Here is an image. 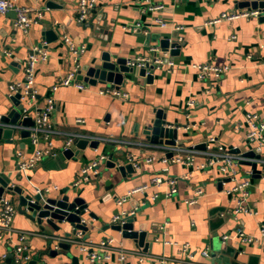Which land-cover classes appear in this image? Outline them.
I'll use <instances>...</instances> for the list:
<instances>
[{
  "label": "crops",
  "instance_id": "1",
  "mask_svg": "<svg viewBox=\"0 0 264 264\" xmlns=\"http://www.w3.org/2000/svg\"><path fill=\"white\" fill-rule=\"evenodd\" d=\"M53 1L55 7L47 5L49 0H17L19 5L41 13L40 21L28 32L16 27L17 14L13 10L0 13V114L16 108L15 94L10 93L9 86L25 79L26 59L34 48H44L48 57L37 65L35 97L20 102L34 119L53 98L49 117L57 130L48 140L44 132H39L38 144L32 142L31 135L22 136L24 128L30 129L24 125L13 132L11 141L2 137L0 172L10 173L11 184L20 186L25 195L51 192L61 197L67 192L82 197L88 204L85 218L89 230L68 238L65 233L72 232L73 226L64 221L59 231L48 227L42 231L37 222L19 210V194L6 189L4 196L12 200L17 213L10 230L0 238V259H5L11 248L14 251L21 243L20 234L26 233L24 244L31 254L42 248L47 252V241L52 236L76 240L69 255L46 253L44 264H75L73 256L78 257L77 264H164L162 258L168 259L165 264H264V239L245 243L239 237L240 231L260 237L264 167L259 164V174L249 165L234 162L235 173H224L221 164H210L211 155L204 152L239 149L244 154L253 150L264 160V148L258 151L249 141L244 125L249 112L264 119V11L258 17L207 24L225 11L250 10L239 5L247 0H153L164 6L159 11H151L144 0H97L98 13L91 14L88 23L93 22L88 25L78 20L79 0ZM159 18L167 25L161 26L156 21ZM45 30H52V41L47 44ZM148 32L153 38L181 39L179 51L171 56L174 64L155 65L145 75L128 74L118 87L124 93L119 97L98 92L108 83L85 82V88L59 85L54 90L59 79L77 65L80 69L99 61L106 52L114 58L152 56L151 47L160 41L148 38ZM72 44L81 47L78 61L72 54ZM197 63L229 68L219 76L202 80L194 66ZM159 110L178 130V146L199 151L193 164L184 162L187 156L180 162L172 161L184 153L161 151L158 146L165 143L150 145L144 130L152 125ZM68 133L116 137L126 143L98 140L97 147L88 145L83 149L72 144L71 148L79 151L74 159L62 150ZM36 148L47 151L35 166L20 167L18 151L29 158ZM150 154L156 156L151 163L146 161ZM102 155L106 159L100 161L98 174L77 184L80 169ZM110 158L120 164L132 163L135 171L122 173L118 167H109ZM156 175L177 177L178 192L169 196L167 184L152 182ZM243 179L250 181L248 200L255 212L233 215L235 196L227 190ZM144 184L147 189L119 203L120 198ZM198 188H203L204 194L196 203H188ZM132 209L136 212L128 217L134 218L135 229L147 232L148 249L112 227L114 216ZM111 237L125 252L124 262L119 258L120 251L92 261L81 248L83 243L98 244ZM184 244L192 252L191 260L182 251ZM207 249L209 256H204L202 251Z\"/></svg>",
  "mask_w": 264,
  "mask_h": 264
},
{
  "label": "built area",
  "instance_id": "2",
  "mask_svg": "<svg viewBox=\"0 0 264 264\" xmlns=\"http://www.w3.org/2000/svg\"><path fill=\"white\" fill-rule=\"evenodd\" d=\"M144 2L147 3V5L149 6L148 8L151 11L152 10L159 11L164 7L162 4L153 3V0H144ZM96 7H97V0H79V5H78L79 22L80 23L87 22L92 14L91 11ZM10 10H15L17 12L15 25L18 29L22 30L23 32H28L29 29L34 24L38 23L41 18V13L36 12V10H34L31 7L19 5L17 0H0V13H6ZM258 16H260V11L256 9L233 10L231 12L225 11L222 12L220 16L208 20L207 24H218L222 21H231L239 17H258ZM156 21L159 22L161 26L167 25V23L163 21V19L161 18L157 19ZM136 29L138 28H135V30ZM64 39H68L67 36H65ZM171 42H176L181 45V39L178 40L176 37L172 39ZM175 48L177 47L170 46L168 49L164 50V48L162 49L159 45H154L151 47V51L153 54L152 56L128 59V65L134 67L135 69H140L144 67L149 68L150 65L161 66L163 64H174V60L172 59L171 56H172V50ZM71 51L73 56L75 57V60L78 61L80 52L82 51L81 47L72 44ZM47 57H48V50L44 48L41 49L37 47L34 48L32 53H30L26 59L25 79L23 81H16L15 83H11L9 86L10 93L12 95L14 94L16 95L17 93H20L21 95L20 99H26L28 96L35 97L34 81L36 77L37 65L39 64V62L46 60ZM194 66L196 67L199 73V77L202 80H205L210 76H219L229 68V66H218L212 63H197L194 64ZM78 70H79V66L77 65L73 70L69 71L66 74V76L60 78L58 83L54 85V90H56L59 87V85H76L79 88H85L86 86L85 82L78 79ZM149 72L150 70L147 71V73ZM98 92L102 95H109L114 97H119L124 94L120 88L113 85L100 86ZM53 103H54V99L50 98L48 100V104L44 108L39 110L35 115L34 118L35 125L30 127L32 142L34 144H38L40 142V136L38 134L39 132H44L45 139L47 140L50 138L51 134L57 132V130L53 127L52 123L50 122V117H49L52 111ZM27 110L28 109L26 108L25 105L24 108L22 109L23 117L28 116ZM79 121H81V119H79ZM244 125L247 127V138L249 139L250 142H253L256 149L260 151L262 148H264V119L258 113L249 112L246 115ZM5 127H11L15 131L16 129L17 130L23 129V124L21 123L5 124ZM79 138H89L90 140H99V141L109 140L113 143H118V144L126 143V140L116 137L105 138V137H99L89 134L68 133L66 138V145L63 147V149H67L71 147V145L74 144L75 141ZM153 144H160V143L151 142L150 145ZM158 147L162 149L161 151L167 152L170 150V152H172L173 154L175 151L184 153L183 155L176 156V158H174L172 161L180 162L184 156H187L184 162L188 164H193L197 154L199 153V151H197L195 148L186 149L178 145L172 146V145L163 144V145H159ZM232 150L233 149H231L230 151H223L222 149H220L216 152H208V151H204V152L206 154L211 155L210 164H212L213 161L217 163L219 162L221 164V170L224 173H228V172L232 174L235 173L233 170L234 162L236 163L244 160H255L261 165L264 164V160L262 158L245 159L244 154H242L241 152L235 153ZM46 151L47 150L36 148L34 154L31 157L26 158V154L22 150H19L17 155L20 159V167L26 168V167L35 166L44 155V152ZM104 159H106V157L102 155L99 159L91 161L90 163L84 165L80 169L76 183L81 184L83 182L89 181L93 175H97L100 161ZM155 159L156 156H154L153 154L147 155L146 157V161L149 163L153 162ZM168 160L169 159H167L165 156L163 157V161L167 162ZM203 166H205V164ZM168 169H169L168 167L164 168L165 171H167ZM231 177L233 178V176ZM152 182L155 183L156 185L167 184L169 186V192H168L169 196L178 192L177 177L156 175L152 179ZM249 186H250L249 179H243L227 190V192L235 196L236 205L233 209V213H232L233 215H238L239 213L253 214L255 212L254 208L251 206L248 200ZM147 188H148L147 184L135 188L132 192H129L126 196L120 198L119 203H123L124 201L131 198L136 192L143 191L144 189ZM202 194H204L203 188H198L194 192V196L187 200L188 203L190 204L196 203ZM0 203L2 204V206L0 207V238H3L4 231L10 230V226L13 221V218L17 213V207L14 205V203L10 198L5 197L4 195L0 199ZM135 212L136 209H132L128 212L122 211L121 213L114 216V222L119 224H124L128 216L134 215ZM27 236L28 234L26 233L20 234L21 243L14 250V254H15L14 264L18 263L22 259V253L28 250L24 244L26 242ZM239 237L241 238V241L245 243H251L256 240L264 239V222L260 226L259 238H255L254 236L251 235H246L243 231L239 232ZM224 238L227 239L228 236L225 235ZM115 245H116V240L111 237L101 241L98 244L83 243L81 248L88 253L89 258L92 261H96L101 258H109L113 252L120 251L119 258L121 262H124V259L126 257L125 252L122 253L123 249H120ZM182 251L189 260L193 258L192 252L190 251L188 244L183 245ZM202 254L204 256H209L208 249L202 251ZM161 261L165 264L168 262V259L162 258ZM211 264H216V263L214 262Z\"/></svg>",
  "mask_w": 264,
  "mask_h": 264
},
{
  "label": "water",
  "instance_id": "3",
  "mask_svg": "<svg viewBox=\"0 0 264 264\" xmlns=\"http://www.w3.org/2000/svg\"><path fill=\"white\" fill-rule=\"evenodd\" d=\"M48 6L55 7V2L53 0H49ZM241 7H248L249 9H256L260 12L264 11V0H247L241 2L239 4ZM98 8L96 7L91 12L98 13ZM15 14L17 12L13 10ZM264 16H262L263 18ZM93 21L85 22L88 25H91ZM52 30H45L43 34L46 36V44L52 41L51 38ZM153 33L148 32L146 36L148 38L152 37ZM155 41L159 43V46L164 48V50L168 49L170 46L177 47L172 50V53H177L178 47L180 44L176 42H171V38H153ZM43 44H41L42 46ZM155 68V65H150L148 67L135 69L134 67L128 65V59L125 57H117L114 58L108 52L104 53L101 57V60L91 62L86 66H82L78 70V79L82 80L88 84L96 85L98 83H108L110 85L120 87L124 82L125 78L128 74L138 73L140 75H145L148 70H152ZM152 75H148V78L151 79ZM21 95L17 93L13 96V100L15 102L16 108L6 112L4 114H0V139L2 137L7 138V141H11V136L14 132V129L11 127H5V124L9 123H21L24 126L32 127L35 124V120L30 116L22 117V109L24 108V104L20 102ZM23 137H29L31 135L30 129H23L21 131ZM144 134L152 143H165L167 145L176 146L178 145V130L175 128L171 122L166 120L162 111L159 110L157 112L156 118L152 120V125L148 126L144 130ZM75 145L78 146L79 149H83L86 146L97 147L99 144L98 140H90L89 138H79L75 141ZM63 154L69 158H74L79 154V151H74L71 147L67 149H62ZM235 153H239V149L232 150ZM172 153V152H171ZM245 156L256 159L260 158V154L256 153L253 150L246 151ZM172 155V154H170ZM241 164L249 165L254 173H259V163L255 160H244L240 161ZM108 166L118 167V169L124 173L126 170L129 172H134L135 168L132 163L128 164H120L115 162L113 158L108 159ZM264 167V164L262 165ZM12 178L10 177V173L0 172V199L3 197L4 192L7 190H12L19 194V210L22 213H25L30 219L37 222L40 230L45 231L46 228H50L54 231L61 230L62 226L60 225L62 222L67 221L73 226L72 232L65 233V236L71 238L73 235L81 231L82 234H85L89 230V224L86 216V210L88 208V204H86L85 200L79 196H73L72 193H65L61 197L53 194L51 192H43L36 193L32 195H25L23 193V189L20 186H16L11 184ZM91 217H95L93 212H89L88 214ZM114 229L118 231H122L123 236L128 238H134L136 242L141 247L148 249L150 246V242L147 240V232L144 228L135 229V223L133 217H128L124 224L115 223L112 224ZM75 239L71 241L60 240L58 236H52L47 241L48 251L44 252V248L40 249L37 253L31 254L29 250H26L22 253V259L16 264H44V255L48 253L50 256H55L58 252H62L64 254H70V250L72 249ZM14 251L12 248L10 249V253L5 259H0V264H14ZM73 261L75 264L78 263V257L73 256Z\"/></svg>",
  "mask_w": 264,
  "mask_h": 264
}]
</instances>
